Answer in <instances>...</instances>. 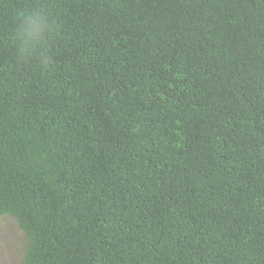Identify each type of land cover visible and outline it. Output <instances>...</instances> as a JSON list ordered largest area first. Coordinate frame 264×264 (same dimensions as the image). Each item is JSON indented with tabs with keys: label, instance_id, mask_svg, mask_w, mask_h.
I'll list each match as a JSON object with an SVG mask.
<instances>
[{
	"label": "trees",
	"instance_id": "trees-1",
	"mask_svg": "<svg viewBox=\"0 0 264 264\" xmlns=\"http://www.w3.org/2000/svg\"><path fill=\"white\" fill-rule=\"evenodd\" d=\"M0 217L24 264H264V0H0Z\"/></svg>",
	"mask_w": 264,
	"mask_h": 264
},
{
	"label": "rangeland",
	"instance_id": "rangeland-1",
	"mask_svg": "<svg viewBox=\"0 0 264 264\" xmlns=\"http://www.w3.org/2000/svg\"><path fill=\"white\" fill-rule=\"evenodd\" d=\"M29 238L15 220L0 217V264H24Z\"/></svg>",
	"mask_w": 264,
	"mask_h": 264
},
{
	"label": "clouds",
	"instance_id": "clouds-1",
	"mask_svg": "<svg viewBox=\"0 0 264 264\" xmlns=\"http://www.w3.org/2000/svg\"><path fill=\"white\" fill-rule=\"evenodd\" d=\"M34 21L31 17L24 18V25L27 27L24 29V34L28 39H33L36 37L38 30L34 28Z\"/></svg>",
	"mask_w": 264,
	"mask_h": 264
}]
</instances>
